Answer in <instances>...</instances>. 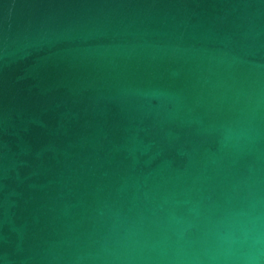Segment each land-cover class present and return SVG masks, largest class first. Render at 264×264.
<instances>
[{"label":"water","instance_id":"1","mask_svg":"<svg viewBox=\"0 0 264 264\" xmlns=\"http://www.w3.org/2000/svg\"><path fill=\"white\" fill-rule=\"evenodd\" d=\"M0 264H264V0H0Z\"/></svg>","mask_w":264,"mask_h":264}]
</instances>
